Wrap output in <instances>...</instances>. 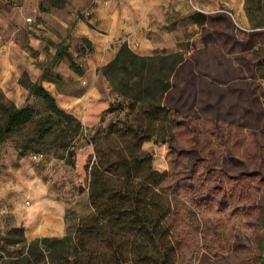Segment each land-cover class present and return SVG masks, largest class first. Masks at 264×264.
I'll list each match as a JSON object with an SVG mask.
<instances>
[{
    "label": "rangeland",
    "instance_id": "1",
    "mask_svg": "<svg viewBox=\"0 0 264 264\" xmlns=\"http://www.w3.org/2000/svg\"><path fill=\"white\" fill-rule=\"evenodd\" d=\"M96 7L94 0H64L57 8L47 0H0V102L44 114L42 101L20 85L30 81L40 83L60 109L79 99L74 104L84 112L66 149L23 154L16 147L19 133L0 144V236L15 241L1 244L0 256L24 253L35 240L74 233L79 220L95 211L90 171L101 163L105 193L126 181L141 183L170 207L167 264H260L264 0H140L133 12L141 16H134L130 30L119 31L117 41L141 56L182 57L161 98L170 111L113 91L101 72L111 50L87 44L71 26L74 19H90L92 31L105 34L97 30V16L85 15ZM196 13L207 19L196 23ZM57 44L60 57H55ZM91 88L99 96L88 97ZM56 135L52 140L59 142L62 135ZM163 137L172 140V149ZM34 154L42 157L34 161ZM197 155L240 178L248 193L237 201L218 200L220 194L207 190L215 176L204 186L196 184L204 167H194ZM99 202L108 205L107 197Z\"/></svg>",
    "mask_w": 264,
    "mask_h": 264
},
{
    "label": "trees",
    "instance_id": "2",
    "mask_svg": "<svg viewBox=\"0 0 264 264\" xmlns=\"http://www.w3.org/2000/svg\"><path fill=\"white\" fill-rule=\"evenodd\" d=\"M47 1L55 8L64 3V0ZM194 19L196 23L202 24L207 16L196 13ZM74 24L75 21L71 26ZM61 51L62 45L57 44L55 57H60ZM181 60L182 57L177 54L165 59L156 55L141 56L123 43L113 59L101 68V72L115 93L132 100L152 102L156 108L170 111L162 106L161 98L171 87L172 74ZM69 63L71 69L81 75L75 63L72 60ZM20 85L27 89L28 95L42 101L45 113L38 114L29 106L17 108L0 102V144L19 133L21 136L16 147L23 154L55 147L66 149L78 133L80 121L60 109L54 97L40 83L21 81ZM63 121L68 125L67 131L59 126ZM56 134L62 135L59 142H55V138L52 140ZM161 140L172 149L169 137ZM180 154L181 151L177 155ZM199 163L204 167L195 183L204 186L205 181L215 176L216 182L207 190L220 194L218 200L237 201L240 196L248 193L240 178L211 167L207 160L197 155L194 167ZM101 175V163H98L90 171L89 195L95 211L79 220L74 233L60 239L32 241L24 253L6 258L0 256V264H167L169 251L166 245L171 243L169 229L172 226V215H169L170 207L161 203L160 193L153 188L148 189L147 185L126 181L123 186L108 194L104 192L105 181L102 179L105 178ZM119 180L121 178L117 175ZM97 187L99 189L94 190ZM247 191H250L249 187ZM102 197H107V206L99 202ZM212 198L215 199V196ZM259 211V217L264 218V205ZM18 230L12 229L13 232ZM12 243L15 241L0 236V245Z\"/></svg>",
    "mask_w": 264,
    "mask_h": 264
},
{
    "label": "crops",
    "instance_id": "3",
    "mask_svg": "<svg viewBox=\"0 0 264 264\" xmlns=\"http://www.w3.org/2000/svg\"><path fill=\"white\" fill-rule=\"evenodd\" d=\"M94 1L95 3H97V7L93 8L89 13L87 12L85 15L93 14L97 16V19H95V21L98 22L97 30L105 31V34L93 32L90 26L92 25V22L90 19L86 20V18V21L81 19H74V29L77 31V35L79 34L80 36L84 37L87 41L91 42L93 46H100L103 49L109 48L111 50V57L107 60L108 63L113 59L115 53L117 52V49L122 43L121 41H117L119 31L121 29L130 30L134 16H141L142 12H133L138 10L140 0ZM31 79L35 80L36 76L32 75ZM17 87V91H20V86L17 85ZM89 95L90 96L88 97L95 98L99 96V93L96 89L91 88ZM75 100L79 101V99H74V101ZM74 101H70L69 103H65L63 105L61 104V108L67 110L68 113L72 114L76 119L81 120L83 118L84 112L75 106L76 104L74 103H76V101Z\"/></svg>",
    "mask_w": 264,
    "mask_h": 264
},
{
    "label": "built area",
    "instance_id": "4",
    "mask_svg": "<svg viewBox=\"0 0 264 264\" xmlns=\"http://www.w3.org/2000/svg\"><path fill=\"white\" fill-rule=\"evenodd\" d=\"M41 157H42L41 154H34V155L31 156V159L36 161V160H39ZM27 204H28V202H27Z\"/></svg>",
    "mask_w": 264,
    "mask_h": 264
},
{
    "label": "water",
    "instance_id": "5",
    "mask_svg": "<svg viewBox=\"0 0 264 264\" xmlns=\"http://www.w3.org/2000/svg\"><path fill=\"white\" fill-rule=\"evenodd\" d=\"M260 264H264V261H262Z\"/></svg>",
    "mask_w": 264,
    "mask_h": 264
}]
</instances>
